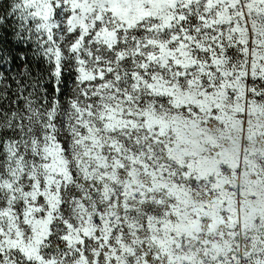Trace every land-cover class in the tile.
Instances as JSON below:
<instances>
[{"label":"snow or ice","instance_id":"6c2138e0","mask_svg":"<svg viewBox=\"0 0 264 264\" xmlns=\"http://www.w3.org/2000/svg\"><path fill=\"white\" fill-rule=\"evenodd\" d=\"M237 132L264 139V0H0V264H264Z\"/></svg>","mask_w":264,"mask_h":264},{"label":"rangeland","instance_id":"374dc122","mask_svg":"<svg viewBox=\"0 0 264 264\" xmlns=\"http://www.w3.org/2000/svg\"><path fill=\"white\" fill-rule=\"evenodd\" d=\"M243 150L248 151L249 159L246 167L241 164L239 170L234 173L236 181L240 185L255 184L259 178L257 173L264 172V139L253 143L247 138V134L242 136L237 132L223 149L229 163H234L242 157ZM237 199L241 201L240 214L242 219H247L248 223H255L257 218L264 219V206L258 204L260 197L254 192L245 197L244 189L241 188L239 195L233 193V200Z\"/></svg>","mask_w":264,"mask_h":264}]
</instances>
